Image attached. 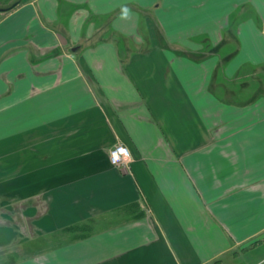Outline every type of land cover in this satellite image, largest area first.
Segmentation results:
<instances>
[{
	"label": "crops",
	"instance_id": "1",
	"mask_svg": "<svg viewBox=\"0 0 264 264\" xmlns=\"http://www.w3.org/2000/svg\"><path fill=\"white\" fill-rule=\"evenodd\" d=\"M8 1L0 264H261L264 0Z\"/></svg>",
	"mask_w": 264,
	"mask_h": 264
},
{
	"label": "built area",
	"instance_id": "2",
	"mask_svg": "<svg viewBox=\"0 0 264 264\" xmlns=\"http://www.w3.org/2000/svg\"><path fill=\"white\" fill-rule=\"evenodd\" d=\"M110 160L121 170H128L129 164L131 161V152L129 148L122 144L118 143L110 149Z\"/></svg>",
	"mask_w": 264,
	"mask_h": 264
},
{
	"label": "rangeland",
	"instance_id": "3",
	"mask_svg": "<svg viewBox=\"0 0 264 264\" xmlns=\"http://www.w3.org/2000/svg\"><path fill=\"white\" fill-rule=\"evenodd\" d=\"M7 4H9V1L8 0H0V7H5ZM257 250L258 251L253 252L254 256L256 258H258V259L259 258H263V255H264V246H261V248H259ZM260 262H261V264H264V260H263V262H262V260Z\"/></svg>",
	"mask_w": 264,
	"mask_h": 264
}]
</instances>
